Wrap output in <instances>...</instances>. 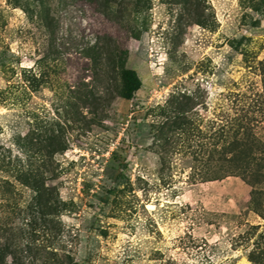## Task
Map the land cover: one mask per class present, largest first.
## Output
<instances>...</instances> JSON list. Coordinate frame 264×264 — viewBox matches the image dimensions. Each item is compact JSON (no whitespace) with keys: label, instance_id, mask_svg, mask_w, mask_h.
I'll return each mask as SVG.
<instances>
[{"label":"rangeland","instance_id":"1","mask_svg":"<svg viewBox=\"0 0 264 264\" xmlns=\"http://www.w3.org/2000/svg\"><path fill=\"white\" fill-rule=\"evenodd\" d=\"M101 1L0 0V264H264V0Z\"/></svg>","mask_w":264,"mask_h":264},{"label":"trees","instance_id":"2","mask_svg":"<svg viewBox=\"0 0 264 264\" xmlns=\"http://www.w3.org/2000/svg\"><path fill=\"white\" fill-rule=\"evenodd\" d=\"M103 3H108V0H102ZM121 91L120 94L125 99H132L135 93L141 87V80L133 69H121ZM243 136H235L232 141L228 142V153L231 155H219L216 159L218 163H226L227 169L224 176L233 175L234 170H239L237 175L240 176L245 182L254 187V192L251 196L250 206L264 218V195L263 188L259 187L264 183V153L259 155L253 153V148L264 149V143H258L256 139H251V135L242 133ZM260 144V146L258 144ZM224 154V153H223ZM216 171H211L207 176L208 180L218 179ZM220 176V174H219ZM222 176V175H221ZM262 259L257 253L250 254V261L256 263L257 260Z\"/></svg>","mask_w":264,"mask_h":264}]
</instances>
